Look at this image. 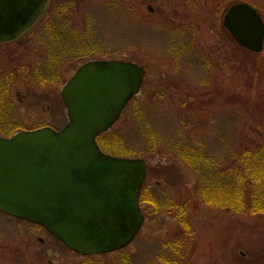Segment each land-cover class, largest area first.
I'll use <instances>...</instances> for the list:
<instances>
[{"label":"rangeland","instance_id":"rangeland-1","mask_svg":"<svg viewBox=\"0 0 264 264\" xmlns=\"http://www.w3.org/2000/svg\"><path fill=\"white\" fill-rule=\"evenodd\" d=\"M60 1L49 0L27 34L0 44V87L8 88L0 100V136L45 126L60 130L67 115L59 92L78 66L132 62L143 70L140 90L106 132L122 154L105 152L147 166L144 221L124 252L135 264H264V215L208 207L197 194L195 174L169 148L177 142L203 146L227 169L235 152L263 143L264 50L246 52L221 22L235 2L250 3L264 19V0H220L203 17L198 9L207 7L204 0H68L76 9L71 15L56 10ZM58 27L82 31L92 54L75 53L70 40L59 44ZM181 206L189 231L178 223ZM118 260L117 252L81 256L42 227L0 212V264Z\"/></svg>","mask_w":264,"mask_h":264},{"label":"water","instance_id":"water-1","mask_svg":"<svg viewBox=\"0 0 264 264\" xmlns=\"http://www.w3.org/2000/svg\"><path fill=\"white\" fill-rule=\"evenodd\" d=\"M49 0H0V44L26 33ZM222 26L242 48L260 53L264 24L245 3L231 5ZM143 70L123 60H89L61 88L67 122L0 136V212L38 225L81 256L126 248L144 217L140 158L104 153L96 142L138 94Z\"/></svg>","mask_w":264,"mask_h":264},{"label":"trees","instance_id":"trees-1","mask_svg":"<svg viewBox=\"0 0 264 264\" xmlns=\"http://www.w3.org/2000/svg\"><path fill=\"white\" fill-rule=\"evenodd\" d=\"M54 1L52 0V4ZM72 9L76 10L73 2L63 0L56 10L61 12V15H71ZM58 28L54 29V36L57 37L59 44L63 42L67 44L70 40L71 43L68 42V44L72 45V50L75 53L88 54L87 57L92 54L87 45H84L82 31L74 28L70 30H65L64 27ZM7 89L6 86L0 87V97H5ZM108 140L110 141L109 135L106 133L98 135L96 138L99 147L104 152L113 151L111 152L113 155L122 154L121 151L111 147L112 144ZM181 143L177 142L170 146V151L175 158L181 160L193 171L196 176L197 194L208 207L227 209L237 214L264 215V141L252 150L244 149L241 153L235 152L233 166L227 169L219 167L212 156L205 153L203 146ZM142 190L140 202L143 201ZM185 215V208L181 206L178 210V223L181 228L189 231ZM117 256H119V260L116 264H135L132 257L124 252V249L118 251ZM165 262L168 261L165 260Z\"/></svg>","mask_w":264,"mask_h":264},{"label":"flooded vegetation","instance_id":"flooded-vegetation-1","mask_svg":"<svg viewBox=\"0 0 264 264\" xmlns=\"http://www.w3.org/2000/svg\"><path fill=\"white\" fill-rule=\"evenodd\" d=\"M205 1V4L207 5L206 8H202L201 6L199 7L198 11H199V14L200 16L203 17V15H207L209 14L210 12H215L216 8H218L219 3H220V0H204ZM235 3H245V4H248L249 6H251L252 8H254L250 3H247V2H235ZM192 4H194V2H192ZM234 3H232L231 5H233ZM229 5V6H231ZM256 10V12L258 13L260 19L262 20L263 24H264V19L262 18L260 12L254 8ZM223 19V17H222ZM221 26H222V22H221ZM221 30H223V32L226 33L227 37H229L233 42V38L230 36V34L224 29V28H221ZM263 50H264V38H263ZM263 52V51H262Z\"/></svg>","mask_w":264,"mask_h":264}]
</instances>
